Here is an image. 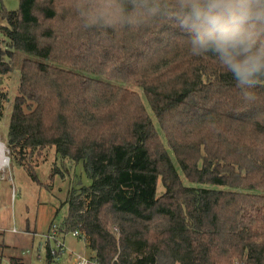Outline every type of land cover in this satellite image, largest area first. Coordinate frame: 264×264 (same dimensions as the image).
<instances>
[{
  "label": "trees",
  "instance_id": "16d2710c",
  "mask_svg": "<svg viewBox=\"0 0 264 264\" xmlns=\"http://www.w3.org/2000/svg\"><path fill=\"white\" fill-rule=\"evenodd\" d=\"M73 3L19 0L0 11V120L16 55L29 56L9 107V161L37 186L51 157V181L63 175L56 158L83 163L91 184L83 204L69 194V212H80L69 225L98 264H264V84L245 101L213 57L190 54L179 29L105 38L82 27ZM127 86L142 90L178 168ZM4 236L0 264H27Z\"/></svg>",
  "mask_w": 264,
  "mask_h": 264
},
{
  "label": "clouds",
  "instance_id": "9594fccd",
  "mask_svg": "<svg viewBox=\"0 0 264 264\" xmlns=\"http://www.w3.org/2000/svg\"><path fill=\"white\" fill-rule=\"evenodd\" d=\"M82 27L102 37L168 24L194 57L210 55L245 101L264 84V0H74Z\"/></svg>",
  "mask_w": 264,
  "mask_h": 264
},
{
  "label": "rangeland",
  "instance_id": "374dc122",
  "mask_svg": "<svg viewBox=\"0 0 264 264\" xmlns=\"http://www.w3.org/2000/svg\"><path fill=\"white\" fill-rule=\"evenodd\" d=\"M18 6L19 0H0V11H16ZM1 24L3 25L4 22L0 20V25ZM4 45L3 37L0 34V46L3 47ZM26 57L29 56L23 53H17L16 55L15 63L18 64V69L16 70L14 68L11 76L9 92L10 103L19 84L20 63ZM118 85L124 87V85ZM126 88L136 92L141 98L161 142L166 148L173 164L177 167L173 154L166 143V139L157 120L149 108L142 90L134 86H127ZM10 103H8V109L0 120V141L5 145V148L8 140L7 133L10 118ZM53 161L54 159L51 157L50 161L38 171V179L42 186L35 185L22 168L16 167L10 161L9 166H4L0 169V232L5 234V242L14 246L15 235L12 234L10 230L15 227L17 230L22 231V229H25L26 222H29L30 226L34 225V228L32 227L34 236H25L27 243H23L18 249L16 248L17 252L14 253L13 251L10 253L22 258L27 264H45L46 251L41 248L40 252H37L38 245L41 244L42 246L44 242L42 236L47 234L52 225H56L58 228V239L64 242L67 250H73L72 253L74 257L71 259L73 255L66 256L58 263L53 264H77L74 262L77 255L84 257L89 262H93L94 254L90 252L84 235L79 231L77 238H73L70 234V232L75 229H71L69 222L73 217L78 218L80 212L72 214L71 210L69 212L67 206V201L71 196H73V205H77L78 203L83 204L85 195L81 193V190L88 187L91 184V180L86 175L83 163L75 165L68 160L56 158L53 167L55 171L58 170L63 173V175H55L51 181V163ZM180 177L186 186L195 187L194 184L188 183L181 174ZM49 184H51V187L48 188L47 185ZM206 187L209 188V186ZM162 192L163 189L161 185L158 184L157 194L161 195ZM69 194L72 195L69 197ZM18 213L22 214V217L16 219L18 218ZM37 254H40L39 260L36 258ZM155 264L172 263L168 259L157 257Z\"/></svg>",
  "mask_w": 264,
  "mask_h": 264
},
{
  "label": "built area",
  "instance_id": "2783aa9c",
  "mask_svg": "<svg viewBox=\"0 0 264 264\" xmlns=\"http://www.w3.org/2000/svg\"><path fill=\"white\" fill-rule=\"evenodd\" d=\"M4 166H9V157L8 150L5 148V145L0 141V169ZM58 228L56 225H52L45 236V241H49L52 244L50 255L53 263H58L62 258H65L68 255V250L64 245L63 241L58 239ZM73 238H77L79 235L78 230L70 232ZM74 262L77 264H98L95 261L89 262L84 257L76 256Z\"/></svg>",
  "mask_w": 264,
  "mask_h": 264
},
{
  "label": "crops",
  "instance_id": "0c3cea01",
  "mask_svg": "<svg viewBox=\"0 0 264 264\" xmlns=\"http://www.w3.org/2000/svg\"><path fill=\"white\" fill-rule=\"evenodd\" d=\"M10 232L12 233V234H14L15 235V241H14V247H15V249H14V253L15 252H17V249H18V247L20 246V245H23V243H27L26 242V238H25V236H26V234L23 232V231H19V230H17L15 227H13L11 230H10ZM48 233V232H47ZM45 236H46V234L44 235V236H42L43 237V240H44V242L42 243V246H41V244H39L38 245V249H37V252H40V249L41 248H43V249H45L44 248V246H45V243H46V241H45ZM6 244H8L7 242H6ZM13 246V245H12ZM17 248V249H16ZM70 249V248H69ZM72 249H70V250H68V255L70 256V255H73V253H72ZM12 252H13V250H12ZM28 252V251H27ZM91 252V251H90ZM92 253V252H91ZM21 254H22V252H21ZM93 254V253H92ZM46 255V254H45ZM78 256V255H77ZM74 257V255L71 257V259ZM36 258L39 260L40 259V254H37L36 255ZM4 264H8V263H4Z\"/></svg>",
  "mask_w": 264,
  "mask_h": 264
}]
</instances>
